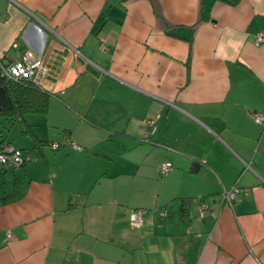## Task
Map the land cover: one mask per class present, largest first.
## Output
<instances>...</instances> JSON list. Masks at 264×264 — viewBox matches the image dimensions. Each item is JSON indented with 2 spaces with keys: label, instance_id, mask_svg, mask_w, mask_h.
Returning <instances> with one entry per match:
<instances>
[{
  "label": "crops",
  "instance_id": "0c3cea01",
  "mask_svg": "<svg viewBox=\"0 0 264 264\" xmlns=\"http://www.w3.org/2000/svg\"><path fill=\"white\" fill-rule=\"evenodd\" d=\"M261 30L264 0H0V59L34 50L50 94L0 120L30 151L0 165V264H264Z\"/></svg>",
  "mask_w": 264,
  "mask_h": 264
},
{
  "label": "built area",
  "instance_id": "2783aa9c",
  "mask_svg": "<svg viewBox=\"0 0 264 264\" xmlns=\"http://www.w3.org/2000/svg\"><path fill=\"white\" fill-rule=\"evenodd\" d=\"M264 43V30L259 31L254 35V44L256 46ZM48 67L44 64L42 57L32 49L23 50L15 59L6 65L1 66L3 74L12 79H27L31 80L38 86H42V78L48 73ZM251 118L254 121L264 123V115L258 112H252ZM145 123L149 126V130L144 133V139L149 140L151 135L156 131V119H146ZM61 143L53 142L50 146L53 149L58 148ZM73 147H77L72 144ZM23 156L19 148H15L10 143H2L0 145V165L4 167H19L22 165ZM172 169L171 162H164L160 165V174L167 175ZM241 191L236 185L229 188H222L220 195L222 200L228 205H232L238 192ZM206 205L200 207V214L203 215ZM142 209H134L130 213V224L132 227L139 228L142 225ZM11 235L8 233V237Z\"/></svg>",
  "mask_w": 264,
  "mask_h": 264
},
{
  "label": "trees",
  "instance_id": "16d2710c",
  "mask_svg": "<svg viewBox=\"0 0 264 264\" xmlns=\"http://www.w3.org/2000/svg\"><path fill=\"white\" fill-rule=\"evenodd\" d=\"M8 63L0 59V120L10 125L16 120L25 121L24 116L27 113L46 112L50 94L31 80L12 79L5 76L1 66ZM4 142L3 140L1 144ZM20 151L23 156V165L30 151L23 149Z\"/></svg>",
  "mask_w": 264,
  "mask_h": 264
},
{
  "label": "rangeland",
  "instance_id": "374dc122",
  "mask_svg": "<svg viewBox=\"0 0 264 264\" xmlns=\"http://www.w3.org/2000/svg\"><path fill=\"white\" fill-rule=\"evenodd\" d=\"M8 173H12V171H11V170H9V171H8Z\"/></svg>",
  "mask_w": 264,
  "mask_h": 264
}]
</instances>
